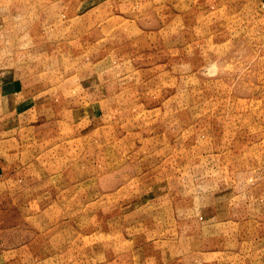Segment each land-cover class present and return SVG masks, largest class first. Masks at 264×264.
Returning <instances> with one entry per match:
<instances>
[{
	"label": "rangeland",
	"instance_id": "rangeland-1",
	"mask_svg": "<svg viewBox=\"0 0 264 264\" xmlns=\"http://www.w3.org/2000/svg\"><path fill=\"white\" fill-rule=\"evenodd\" d=\"M0 264H264V0H0Z\"/></svg>",
	"mask_w": 264,
	"mask_h": 264
},
{
	"label": "crops",
	"instance_id": "crops-1",
	"mask_svg": "<svg viewBox=\"0 0 264 264\" xmlns=\"http://www.w3.org/2000/svg\"><path fill=\"white\" fill-rule=\"evenodd\" d=\"M34 85H35L34 82H29L28 84L26 83L27 88L23 87L25 89L20 91V93L24 92L25 93L24 96L28 97L29 95H27L28 91L26 89H32L34 87ZM15 94H18V93H13V94L10 93L11 96H15ZM24 103H26V102H24ZM22 110H23V108H22ZM24 111H26V110H24Z\"/></svg>",
	"mask_w": 264,
	"mask_h": 264
}]
</instances>
